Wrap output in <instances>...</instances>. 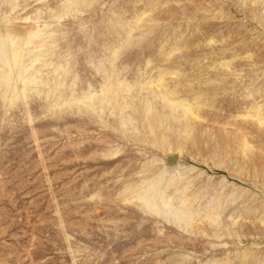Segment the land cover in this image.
Returning <instances> with one entry per match:
<instances>
[{
  "label": "rangeland",
  "instance_id": "rangeland-1",
  "mask_svg": "<svg viewBox=\"0 0 264 264\" xmlns=\"http://www.w3.org/2000/svg\"><path fill=\"white\" fill-rule=\"evenodd\" d=\"M0 264H264V0H0Z\"/></svg>",
  "mask_w": 264,
  "mask_h": 264
}]
</instances>
